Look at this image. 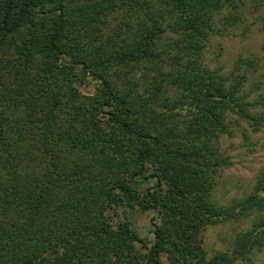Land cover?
<instances>
[{
	"label": "trees",
	"instance_id": "obj_1",
	"mask_svg": "<svg viewBox=\"0 0 264 264\" xmlns=\"http://www.w3.org/2000/svg\"><path fill=\"white\" fill-rule=\"evenodd\" d=\"M248 4L0 0V264H258L264 167L246 197L213 199L222 137L264 124L255 61L225 73L207 58ZM146 212L152 239L133 219ZM251 216L229 250H207L209 225Z\"/></svg>",
	"mask_w": 264,
	"mask_h": 264
},
{
	"label": "rangeland",
	"instance_id": "obj_2",
	"mask_svg": "<svg viewBox=\"0 0 264 264\" xmlns=\"http://www.w3.org/2000/svg\"><path fill=\"white\" fill-rule=\"evenodd\" d=\"M251 4V1L249 0ZM248 4L243 21L237 27L224 30V35H215L207 49V58L213 67H223V72L229 73L236 60L251 59L255 65L250 69L247 89H252L249 96L257 102L256 111L264 112V28L259 15L264 14V4L257 9ZM96 83L90 79L77 84L81 94L94 92ZM257 86V88H256ZM259 102V103H258ZM242 131H245L246 137ZM222 149L229 156L230 165L219 171L216 185L213 189V199L219 205H228L232 199L246 197L252 191L259 169L264 167V124L257 132H252L245 121L235 127L232 137L227 135L221 139ZM136 187L144 189L147 183L142 181ZM152 212L137 213L134 216L135 227L140 236L152 239L153 225L150 218ZM252 216L241 221H225L209 225L204 232V242L207 250H229L233 246L236 234L250 228ZM251 259L258 264H264V247L254 248ZM164 264H168L164 261Z\"/></svg>",
	"mask_w": 264,
	"mask_h": 264
}]
</instances>
